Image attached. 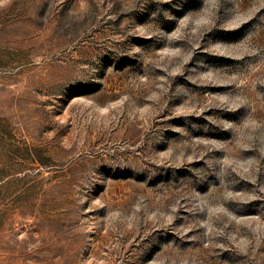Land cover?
I'll return each mask as SVG.
<instances>
[{
	"label": "rangeland",
	"instance_id": "374dc122",
	"mask_svg": "<svg viewBox=\"0 0 264 264\" xmlns=\"http://www.w3.org/2000/svg\"><path fill=\"white\" fill-rule=\"evenodd\" d=\"M0 264H264V0H0Z\"/></svg>",
	"mask_w": 264,
	"mask_h": 264
}]
</instances>
